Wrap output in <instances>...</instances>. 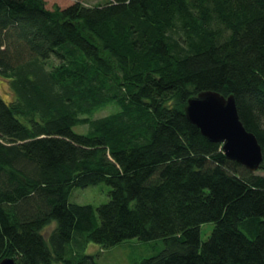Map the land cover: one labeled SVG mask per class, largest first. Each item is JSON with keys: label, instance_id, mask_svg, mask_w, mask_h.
Segmentation results:
<instances>
[{"label": "trees", "instance_id": "trees-1", "mask_svg": "<svg viewBox=\"0 0 264 264\" xmlns=\"http://www.w3.org/2000/svg\"><path fill=\"white\" fill-rule=\"evenodd\" d=\"M0 74V260L101 264L90 242L161 238L135 264H264V0H0ZM203 90L234 96L258 169L186 118ZM101 182L107 201L69 200Z\"/></svg>", "mask_w": 264, "mask_h": 264}, {"label": "water", "instance_id": "water-1", "mask_svg": "<svg viewBox=\"0 0 264 264\" xmlns=\"http://www.w3.org/2000/svg\"><path fill=\"white\" fill-rule=\"evenodd\" d=\"M186 118L208 140L221 144L224 155L250 171L258 169L262 149L256 136L239 118L235 98L214 90H203L189 97L184 106ZM0 264H15L13 257H4Z\"/></svg>", "mask_w": 264, "mask_h": 264}, {"label": "rangeland", "instance_id": "rangeland-1", "mask_svg": "<svg viewBox=\"0 0 264 264\" xmlns=\"http://www.w3.org/2000/svg\"><path fill=\"white\" fill-rule=\"evenodd\" d=\"M76 0H45V7H65ZM88 4L103 2L104 0H81ZM0 97L9 102L14 99V93L10 87L9 79L0 74ZM118 109L116 103H109L97 109L94 116H104ZM73 130L76 132H86L87 125H75ZM110 187L104 183H98L87 187H75L70 193L69 200L79 204L99 205L108 200ZM213 227L212 222H205L200 227V238L204 241ZM164 248L161 238L143 241L138 238L126 239L114 246L102 248L98 243L90 242L85 251L97 254V261L101 264H135L141 259L152 256Z\"/></svg>", "mask_w": 264, "mask_h": 264}]
</instances>
